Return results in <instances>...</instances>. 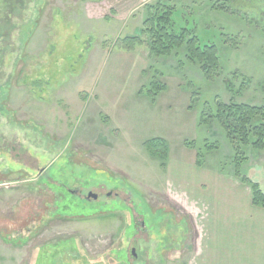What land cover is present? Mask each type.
<instances>
[{
	"label": "rangeland",
	"instance_id": "374dc122",
	"mask_svg": "<svg viewBox=\"0 0 264 264\" xmlns=\"http://www.w3.org/2000/svg\"><path fill=\"white\" fill-rule=\"evenodd\" d=\"M88 1L29 0L0 37V264H197L198 243L214 242L199 260L233 264L256 227L237 173L264 187V148L233 142L222 109L259 108L264 124V0H163L187 31L163 56L114 46L141 34L156 0L125 17H91ZM192 37L218 65L190 58ZM151 82L165 86L154 99ZM156 138L166 161L147 147ZM85 200L112 214H59Z\"/></svg>",
	"mask_w": 264,
	"mask_h": 264
},
{
	"label": "trees",
	"instance_id": "16d2710c",
	"mask_svg": "<svg viewBox=\"0 0 264 264\" xmlns=\"http://www.w3.org/2000/svg\"><path fill=\"white\" fill-rule=\"evenodd\" d=\"M28 3L29 0H0V15L5 10V15L3 14V16H0V37L7 36V30L12 25L11 15L17 13L19 10H25ZM146 5H148V3ZM147 8L148 16L144 21L141 34L126 35L124 37L118 38L115 41L114 46L121 49L133 50L136 46L146 43L149 46L152 54L159 56L166 55L183 41V35L181 33L186 35L187 31H182L180 33L174 31V8L170 7L163 0H156L154 5H149ZM3 20H5V24L1 23ZM2 26H5L4 30ZM187 43L189 51L188 54L192 60H198L202 66L218 65V50L215 45L201 46L197 37H192ZM164 88L165 86L159 82H151V87L147 88L148 91H146V93L154 99L161 93L160 90H164ZM225 110H227L225 116L228 115L229 119L223 118L221 120L228 132L232 134L231 140L233 142H235L234 136H236V134H241L242 142L246 146L250 143H253L252 145L256 149L264 148V124L261 123V125H259L254 121V118L260 112L259 108L237 104L224 107L222 112ZM251 135L255 136L253 142L250 139ZM146 144L153 156H159L164 161L168 160L170 157L168 154L170 153L171 149L164 139H152ZM237 176L240 177L244 183L250 185L252 189L253 205L264 208V187L259 182L254 181L251 178L241 176L239 173H237ZM70 196L77 198L72 194H70ZM87 202L89 205L85 209H72L71 207L73 205L78 206V204H70L69 206L67 204L63 206L61 210H59V214L73 217L84 216L86 218L93 214L97 215L103 212H108L107 216L112 214L110 211L104 208L106 207L105 204V206L96 204V207H94L92 202ZM59 214L57 213V215ZM13 242L17 241L14 240Z\"/></svg>",
	"mask_w": 264,
	"mask_h": 264
},
{
	"label": "crops",
	"instance_id": "0c3cea01",
	"mask_svg": "<svg viewBox=\"0 0 264 264\" xmlns=\"http://www.w3.org/2000/svg\"><path fill=\"white\" fill-rule=\"evenodd\" d=\"M146 1L149 0H102V1L89 0L88 1L89 6L86 8V10L88 11L89 15H92L91 17H98L97 15L101 12L106 14V12H108L107 9H109L110 12L117 11L118 13H120V15L123 14V16L125 17L127 16L128 12L135 10L138 6L145 3ZM253 206L254 207H251V212L250 209H248V212L254 215L256 219L255 220L256 227L254 228L253 231L249 229L242 233L247 235L246 238L241 237L242 240L246 241L245 246L243 245L232 246V259L234 260L233 264H264V221L260 226L258 219L256 217L257 213L264 214V208L255 205ZM255 209H257V211H254ZM199 220H200L199 218L198 220L194 219L195 227L197 228L198 233L200 230ZM200 232L205 233L207 231L205 229V231L200 230ZM253 237H255V239H253ZM234 238H236V236H234ZM214 243L212 246H208V244H205V246H203L202 245L203 243L202 244L198 243L195 254V261L197 264H203L204 261L201 262L199 260V257L202 255L205 256L208 249L214 248Z\"/></svg>",
	"mask_w": 264,
	"mask_h": 264
},
{
	"label": "flooded vegetation",
	"instance_id": "af4514ba",
	"mask_svg": "<svg viewBox=\"0 0 264 264\" xmlns=\"http://www.w3.org/2000/svg\"><path fill=\"white\" fill-rule=\"evenodd\" d=\"M73 195H75V193L72 191L71 192ZM87 199H88V197H87ZM90 199V198H89ZM131 209V208H130ZM132 210V209H131ZM142 225H143V227L145 226V221H143V223H142ZM135 226H136V222H135ZM148 231V230H147ZM135 255V254H134Z\"/></svg>",
	"mask_w": 264,
	"mask_h": 264
},
{
	"label": "water",
	"instance_id": "95a60500",
	"mask_svg": "<svg viewBox=\"0 0 264 264\" xmlns=\"http://www.w3.org/2000/svg\"><path fill=\"white\" fill-rule=\"evenodd\" d=\"M88 198H95V195L94 194H89Z\"/></svg>",
	"mask_w": 264,
	"mask_h": 264
}]
</instances>
